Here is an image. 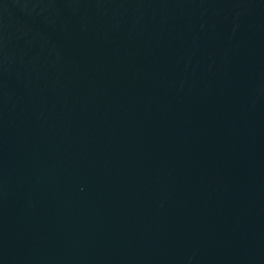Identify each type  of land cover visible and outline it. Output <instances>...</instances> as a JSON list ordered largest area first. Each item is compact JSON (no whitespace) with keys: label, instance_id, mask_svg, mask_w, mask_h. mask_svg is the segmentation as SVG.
<instances>
[{"label":"water","instance_id":"obj_1","mask_svg":"<svg viewBox=\"0 0 264 264\" xmlns=\"http://www.w3.org/2000/svg\"><path fill=\"white\" fill-rule=\"evenodd\" d=\"M0 264H264V0H0Z\"/></svg>","mask_w":264,"mask_h":264}]
</instances>
